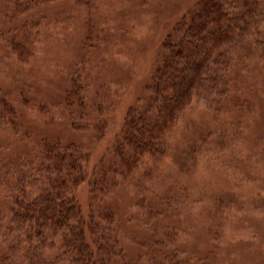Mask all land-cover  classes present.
<instances>
[{
    "label": "rangeland",
    "instance_id": "374dc122",
    "mask_svg": "<svg viewBox=\"0 0 264 264\" xmlns=\"http://www.w3.org/2000/svg\"><path fill=\"white\" fill-rule=\"evenodd\" d=\"M211 1L0 0L1 255L20 240L25 259L30 246L11 225L17 190L37 196L48 184L40 170L56 141L84 157L67 179L77 180L74 222L105 229L116 264H264V1L224 46L223 93L186 106L158 154L122 140L130 113L156 99L170 37ZM56 244L46 259L73 264Z\"/></svg>",
    "mask_w": 264,
    "mask_h": 264
},
{
    "label": "trees",
    "instance_id": "16d2710c",
    "mask_svg": "<svg viewBox=\"0 0 264 264\" xmlns=\"http://www.w3.org/2000/svg\"><path fill=\"white\" fill-rule=\"evenodd\" d=\"M215 1L205 3L202 12L191 17L182 35L177 39L170 37L171 45L165 47L168 55L153 79L155 101L150 104L147 112L137 116L132 112L128 117L123 130V144L136 149L138 156L158 154L163 150L161 136L164 129L194 99L201 96L208 99L214 92L223 93L220 88L225 86L222 83L224 46L233 43L246 33V29L254 26L257 5L264 0ZM153 110L155 123L149 122V111ZM50 146L45 156L51 164L45 170H40V174L48 172V184L39 188L40 194L37 196L33 195L36 193L32 188H18L21 195L16 197V209L12 210L11 225L17 229L13 233L23 236L30 248L25 259L17 261L22 254V244L20 240L17 241L20 244L12 243L7 255L0 254V264H55L46 259L43 250L54 249L58 239L65 250L64 256L73 264H116L117 257L114 256L119 252L116 244L105 238V229L92 220L86 222L82 218L74 222L81 210L74 199H68L67 191L69 185L77 180L67 179L71 172L81 171L75 160L82 155L56 141L50 143ZM124 162L126 168L130 163L126 158ZM51 167L55 173L58 172L56 177L50 174ZM26 183L25 178L19 187ZM108 217V214L101 216L103 219ZM88 224H93L98 230L88 227ZM100 231L103 234H98ZM34 238L41 239L38 251L31 248V240Z\"/></svg>",
    "mask_w": 264,
    "mask_h": 264
}]
</instances>
